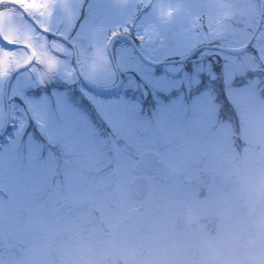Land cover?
<instances>
[{"label":"rangeland","instance_id":"rangeland-1","mask_svg":"<svg viewBox=\"0 0 264 264\" xmlns=\"http://www.w3.org/2000/svg\"><path fill=\"white\" fill-rule=\"evenodd\" d=\"M260 1L259 30L233 56L226 49L242 50L254 33L259 0H85L103 18L99 31L85 27L86 53L0 6V57L31 59L30 50L8 49L2 39L32 45L45 60L33 56L7 92L9 76L0 79V133L6 120L10 127L0 140V264H212L206 242L223 252V264H245L239 246L227 251L224 244L251 234V205L237 195L239 178L264 174ZM22 6L41 30L51 27L61 37L67 20H58L78 2L61 0L51 23ZM133 24V35L144 40L132 42L148 63L124 37L110 61L97 55L108 32ZM200 47L218 52L156 66ZM78 76L103 90L115 88L118 76L121 82L114 96L98 97ZM29 82L22 102L11 103ZM44 97L53 101L51 114L36 119L32 107ZM148 151L159 165L147 176L144 210L132 213L141 204L131 195L132 168ZM228 161L238 163V175ZM181 216L196 218L202 230L184 227L179 240L173 225Z\"/></svg>","mask_w":264,"mask_h":264},{"label":"snow or ice","instance_id":"snow-or-ice-1","mask_svg":"<svg viewBox=\"0 0 264 264\" xmlns=\"http://www.w3.org/2000/svg\"><path fill=\"white\" fill-rule=\"evenodd\" d=\"M61 0H16L17 4L26 5L29 11L34 12L40 20H47L51 23L52 18L56 15V5L60 3ZM78 7L71 11L65 12L61 15L58 20V24L61 26L65 25L67 20V32L61 35V39L68 43L70 48H76L78 43L81 48L82 53H86L89 48V36L85 32L86 26H92L96 31L100 30L103 18L99 13L93 14L92 6L89 5L85 8V0H77ZM2 23V21H0ZM136 27L135 24L132 26H125L122 30H112L108 32L105 37L103 47H97L95 49L98 56L102 57L106 61H110V56L108 55L110 50L116 47V41L119 37L127 38L129 41H143L144 36L140 34L133 35V28ZM44 32L49 34H55L52 32L51 27H44L42 29ZM7 43H14V41L6 40ZM32 52V55L36 57V63H45V60L41 59L36 53L35 48L32 45H26ZM44 57H48L49 53H43ZM32 63V59H29L26 63L21 64L19 60L13 59L5 53L4 56L0 57V79L10 76L13 72L19 73L20 68H27ZM50 68L55 66V60L47 61ZM186 72L189 71L188 68L184 69ZM194 71V67L191 69ZM152 75L155 74V68L152 69ZM143 80V77H141ZM41 83H43V78L41 77ZM31 88V83L25 84L23 87L19 88V93L12 96L11 103L16 101H21V98L26 96L27 92ZM22 102V101H21ZM115 102V101H113ZM57 106L62 104V101L57 99L55 101ZM53 107V101L48 97H44L35 102L32 107V115L39 119L40 116H50L51 109Z\"/></svg>","mask_w":264,"mask_h":264},{"label":"clouds","instance_id":"clouds-1","mask_svg":"<svg viewBox=\"0 0 264 264\" xmlns=\"http://www.w3.org/2000/svg\"><path fill=\"white\" fill-rule=\"evenodd\" d=\"M121 4H127L129 0H118ZM228 169L238 175V163L236 161L227 162ZM240 187L238 197L246 199L251 207L249 216L252 217L251 234L243 241L238 237L225 241L224 250L230 251L233 247L239 246L245 258V264H264V213L257 212V206L264 204V174L246 178H239ZM185 227L194 231H201L202 225L193 217L183 218ZM205 247L210 250L212 264H223V252L217 250L210 242L205 243Z\"/></svg>","mask_w":264,"mask_h":264},{"label":"water","instance_id":"water-1","mask_svg":"<svg viewBox=\"0 0 264 264\" xmlns=\"http://www.w3.org/2000/svg\"><path fill=\"white\" fill-rule=\"evenodd\" d=\"M259 3H260V16H259V19H258V23H257V26L254 30V33L252 35V37L250 38V41H248V43L242 48V50H231V49H226V51H231L232 54H238V53H241L243 52L244 50L247 49V47L249 46V44L251 43V41L253 40V38L256 36L258 30H259V27L261 25V21H262V2L259 0ZM2 4H7V5H10V6H13L15 7L16 9L20 10L26 17L27 19L42 33H44L45 35L47 36H50V37H54V38H57V39H61V37L59 36H56L54 34H49L47 32H44L43 30H41L36 22L34 21V19L26 12V10L20 5V4H17L15 1H12V0H0V5ZM63 40V39H61ZM126 40L133 46V48L135 49V51L137 52V54L142 58V60L144 62H147V60L145 59V57H143L139 51L135 48L134 46V43L132 41H129L127 38ZM64 41V40H63ZM66 42V41H64ZM67 43V42H66ZM4 45L8 48V49H15V48H18V47H21V48H24V49H28V47H26L25 45H22V44H15V43H7L4 41ZM49 47L50 49L57 53V54H60L61 53V49L55 45L54 43H50L49 44ZM202 49H211L209 47H200L198 49H196L195 51L191 52L189 55H187L186 57H184L183 59H181L180 61H176V62H171V63H180V62H183L185 60H188L192 55H194L197 51L199 50H202ZM30 53V56H31V59L33 58V55L32 53L29 51ZM74 57H75V63H76V56L74 54ZM148 63V62H147ZM171 63H165V64H171ZM29 67V66H28ZM26 68H23L21 67L20 68V71L24 70ZM19 71V72H20ZM16 73L13 72L9 77H8V80L6 82V88H5V92H7V89H8V86H9V83L12 79V77L15 75ZM118 82H120V77L118 76ZM95 92L99 93V94H112L113 91H106V90H100V89H94ZM7 111H6V116H7ZM7 124V120H6V123L5 125ZM159 165V161H158V157L156 155V153H153V152H144L142 153L136 163L134 164L133 168H132V172L133 174L136 176L131 182H130V190H131V194H132V197L138 201H141L143 200V198L146 196L147 192H148V180L145 176H142V175H150L152 174L156 168L158 167ZM183 220V217H178L176 222L174 223L173 225V230L174 231H180L182 230L183 226H184V223L182 222Z\"/></svg>","mask_w":264,"mask_h":264},{"label":"flooded vegetation","instance_id":"flooded-vegetation-1","mask_svg":"<svg viewBox=\"0 0 264 264\" xmlns=\"http://www.w3.org/2000/svg\"><path fill=\"white\" fill-rule=\"evenodd\" d=\"M81 79L83 80V78L81 77ZM143 201V200H142ZM144 208H145V206H144V204L141 202V204H140V206H139V210L137 211V209L136 210H132V213H138V212H141V211H143L144 210ZM184 227H185V225H184ZM183 227V229L181 230V231H183L185 228ZM181 231H179L177 234H176V237L179 239V240H181V238H183V234H181L182 232ZM181 232V233H180Z\"/></svg>","mask_w":264,"mask_h":264},{"label":"trees","instance_id":"trees-1","mask_svg":"<svg viewBox=\"0 0 264 264\" xmlns=\"http://www.w3.org/2000/svg\"><path fill=\"white\" fill-rule=\"evenodd\" d=\"M5 6H7L8 8H12V9H14V10H16L17 12H19V13H21V11H19L18 9H16V8H14V7H12V6H10V5H5ZM22 14V13H21ZM23 15V14H22ZM23 17H24V15H23ZM210 51H208V52H218L217 50H212V49H209ZM201 51H203V50H201ZM201 51H198V52H201ZM198 52H196L193 56H192V58L196 55V54H198ZM227 54H229V55H231V56H233V55H235V54H231V53H227ZM159 69V68H158ZM221 93V92H220ZM226 109V108H225ZM226 114V113H225Z\"/></svg>","mask_w":264,"mask_h":264}]
</instances>
